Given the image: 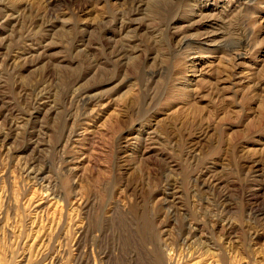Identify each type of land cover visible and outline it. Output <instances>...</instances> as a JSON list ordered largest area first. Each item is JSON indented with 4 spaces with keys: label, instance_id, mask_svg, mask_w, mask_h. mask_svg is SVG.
<instances>
[{
    "label": "rangeland",
    "instance_id": "1",
    "mask_svg": "<svg viewBox=\"0 0 264 264\" xmlns=\"http://www.w3.org/2000/svg\"><path fill=\"white\" fill-rule=\"evenodd\" d=\"M0 264H264V0H0Z\"/></svg>",
    "mask_w": 264,
    "mask_h": 264
}]
</instances>
